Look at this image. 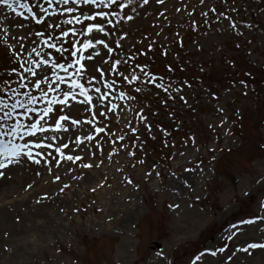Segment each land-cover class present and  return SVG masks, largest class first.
Wrapping results in <instances>:
<instances>
[{
	"label": "rangeland",
	"instance_id": "rangeland-1",
	"mask_svg": "<svg viewBox=\"0 0 264 264\" xmlns=\"http://www.w3.org/2000/svg\"><path fill=\"white\" fill-rule=\"evenodd\" d=\"M11 2L0 5V96L78 123L28 144L40 163L0 169V264H264V248L239 250L264 243V0ZM90 10L105 12L94 37L81 28ZM43 59L40 89L24 87ZM70 80L91 100L72 88L60 105Z\"/></svg>",
	"mask_w": 264,
	"mask_h": 264
},
{
	"label": "snow or ice",
	"instance_id": "snow-or-ice-1",
	"mask_svg": "<svg viewBox=\"0 0 264 264\" xmlns=\"http://www.w3.org/2000/svg\"><path fill=\"white\" fill-rule=\"evenodd\" d=\"M61 2L65 5H88L90 6V9L92 6H97V7H108L109 4H113L114 0H61ZM145 3H147V0H144ZM157 2H161V0H157ZM15 3L18 4L20 7L27 9V4L26 3H20V0H15ZM0 5H6L8 9H11L13 11H15V7L13 2H11V0H0ZM49 6H51V0H49ZM120 8H124L125 5L124 4H119L118 5ZM73 7H67L64 9V11L66 12H73ZM81 17L86 19L87 21H89V23H87V26L84 27V25H81V28L83 29V31L85 33L90 34L92 37L95 36V33L93 32V30H96V32H104V29L101 27L100 22H96L93 20V17H99L101 18V20L105 17V12L103 11H91L89 12V14L87 16H84V13H81ZM129 17H125V19H128ZM33 20H36L37 23H39L41 20L44 19L43 16H32ZM73 20H77V17H73ZM58 26V25H56ZM49 27H53L52 24H49ZM69 31H72L71 29H69ZM37 35H40V33H37ZM61 36H65L67 35V33L61 31L60 33ZM96 43H103V40H96ZM90 46V39L89 38H85L82 42V44L79 46L80 50L83 51L85 48H88ZM51 47V45H50ZM77 46L75 44H73L71 46V49H69V51H72V49H75ZM105 47H107V45H105ZM58 51H64V49H58ZM107 51L110 53L112 52V48H107ZM77 53L76 52H72V55L75 56ZM88 59H91V57H88ZM50 63L49 60L47 59H43L40 60L38 62V66L40 67V71L36 72L33 71V69L31 68H25L24 71L26 73L31 74L32 78H33V83H31V85H24V87H31L33 89L39 90L41 85H42V81L45 79V73L47 72V65ZM72 64L78 65L80 68L85 67L84 65L80 64V60H76L74 59L72 61ZM69 67H71L72 65H68ZM21 67H23V65H21ZM52 68L55 69H60L62 67V65L60 63H53L51 65ZM116 65L113 64L112 68H115ZM97 70L99 71V69L97 68ZM13 71H15V69H13ZM78 75H83L82 72H77ZM52 77L55 78L56 77V73L52 72L51 73ZM69 76H72V73L69 72L68 73ZM133 80L136 79L135 76L132 77ZM69 90H63L60 92V95L63 97V99L60 100V105H64L66 101H68L69 97H71L72 99H75V95L71 92L70 89L72 88H79L80 91V95L84 96V100L85 101H90L91 97H89L86 93L84 88L80 85V82L77 80H70L69 82ZM157 87H160V85H157ZM60 89V83L57 82L55 84V88L53 89V91L55 90H59ZM3 89H0V92H3ZM15 95V92L13 93ZM121 95H123V93H121ZM40 96L46 97V93L45 92H40ZM100 100H103V97H100ZM26 102L29 105H33L37 102L36 96L35 95H27L26 96ZM56 101L55 99H48L47 103L49 105L54 104ZM17 108H22L23 111L22 112H15L14 110ZM4 109H7V111H4ZM89 111L91 109H88ZM33 111L36 113V115L34 117H32L29 121V123L27 125L24 124V122L19 119L18 117L23 116L25 118L29 117V112ZM49 113H52L51 115H49ZM13 120L14 122H12L11 124L8 123L9 120ZM54 119V123H49V121ZM70 117L66 116V115H58L56 113L52 112V109L50 107H45L42 110V114H41V110L40 109H29L24 107L23 104L20 103L19 100H17L16 102H13L11 104L8 103V99H5L4 97L0 96V169H6L7 165L9 164H16L18 162V158H22V157H27L28 160H31L35 163H40L39 160L35 159V157L32 155L30 149L28 148V144H31L33 142H36L37 147L40 146V144H42V141L39 140V133H43L46 135V128H51L54 130V132L56 130H61L64 129L66 126L68 127H74L78 121L75 119H71V123L70 125H66V123H62V121H69ZM97 131H100V129H97ZM23 136V137H28V141L26 144H14L12 143V141L14 139H16L18 136ZM7 136L9 139L7 141L4 140V137ZM77 142H79L80 137H77ZM88 139H91V136L88 137ZM49 147H51V145H48ZM55 151L57 153H60V148L57 147L55 149ZM131 154V153H130ZM36 155H39V153H37ZM67 160H72L73 158L71 156H67L65 157ZM76 159H79V157H77ZM45 163H47V161H45ZM56 163H59V161H56ZM85 167H89V165H85ZM186 171H188L186 169ZM5 175L4 171H0V176ZM59 177H57L58 179ZM261 208H264V203H261L260 205ZM261 219L260 217H253L250 220H242L239 223L240 224H251L253 223V221L255 220H259ZM233 235H235V232L233 233ZM229 239H231V237H229ZM227 245H225L226 247ZM239 247V246H238ZM256 248H264V243L261 244H257V243H248L245 245L244 248H239L240 251H247V250H251V249H256ZM207 251V250H206ZM216 251L219 252H223L224 251V247H221L219 249H217ZM216 251H212L211 254L212 255H216ZM228 259H231V256L228 257Z\"/></svg>",
	"mask_w": 264,
	"mask_h": 264
},
{
	"label": "bare ground",
	"instance_id": "bare-ground-1",
	"mask_svg": "<svg viewBox=\"0 0 264 264\" xmlns=\"http://www.w3.org/2000/svg\"><path fill=\"white\" fill-rule=\"evenodd\" d=\"M0 213H1V211H0ZM39 216H40V214H39ZM40 217H41V216H40ZM6 225H7L6 216L0 214V227H2V226L5 227ZM13 233H14V231H13ZM13 233L10 231L9 234L12 236ZM17 235H18V233H17ZM20 235H21V233H20Z\"/></svg>",
	"mask_w": 264,
	"mask_h": 264
}]
</instances>
